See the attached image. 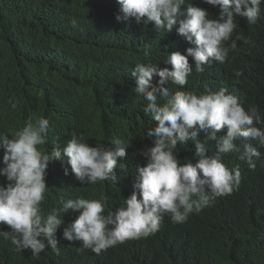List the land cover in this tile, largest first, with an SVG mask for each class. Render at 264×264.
<instances>
[{"label":"clouds","instance_id":"9594fccd","mask_svg":"<svg viewBox=\"0 0 264 264\" xmlns=\"http://www.w3.org/2000/svg\"><path fill=\"white\" fill-rule=\"evenodd\" d=\"M261 3L264 0H201L199 7L191 3L185 7L186 0H118V22L134 19L137 24L152 23L171 40L178 37L181 49L167 54L164 63L171 68L149 61L135 64L131 71L136 83L134 92L148 101L143 112L156 122L155 127L146 130L145 139L151 141V146L140 152L146 163L135 167L131 195L113 211L107 206V197L83 198L62 180L47 182L50 163L60 161L64 174H73L83 185L117 183L116 170L127 173L122 161L127 157L128 143L113 138V147L104 143L91 146L84 134L73 132L63 148L50 151L44 147L49 120L30 116L22 129L11 135L0 134V149L4 150L0 176L7 181L0 183V242L5 240L12 249L31 250L40 256L55 252L59 257L67 247L63 264H71L69 258L83 264L76 247L80 248L79 242L80 250L100 255L159 231L160 248L172 242L169 235L186 229L179 224L187 222L189 227L193 223L187 221L190 216L196 221L242 192L261 153L248 143L243 160L236 165L223 159V154L238 150V140L255 141L264 147V118L255 106L246 110L240 98L228 93L226 87L218 90L213 85L199 94L188 89L193 72L189 61L195 63L199 82L202 74L214 66L211 62H227L230 54L240 51L237 41L248 43L239 35L232 39L236 18L256 24ZM206 9L220 11L219 18H210ZM71 23L78 27L75 19ZM186 47L185 52L182 49ZM243 75L242 69L234 70L235 77ZM169 83L180 88L173 92L165 87ZM185 86L188 90L183 89ZM8 103L13 109L19 105L14 97ZM224 129L226 134L218 135ZM201 132L206 136L203 141L199 138ZM206 140L216 143L215 155L208 154ZM190 141L195 146L196 162L181 163L178 145L187 147ZM45 200L54 207L48 212L42 208Z\"/></svg>","mask_w":264,"mask_h":264},{"label":"trees","instance_id":"16d2710c","mask_svg":"<svg viewBox=\"0 0 264 264\" xmlns=\"http://www.w3.org/2000/svg\"><path fill=\"white\" fill-rule=\"evenodd\" d=\"M119 9L118 0H0V134L11 135L22 129L30 116H43L49 120L48 143L44 147L50 151L63 148L73 132L84 134L91 146L100 142L113 147L110 143L113 138L123 139L128 143L127 157L122 161L127 165V173L117 169V183L83 185L73 174H64L60 161L50 163L46 177L47 182L62 180L83 198L107 197V206L113 211L131 195L135 167L146 163L140 152L151 146V141L145 139L146 130L156 123L143 112L148 101L134 92L136 83L133 84L131 71L135 64L149 61L165 68L163 62L175 44L168 33H161L152 23L137 24L134 19L118 22ZM260 9V19L254 25L236 18L232 39L239 35L248 43L237 41L240 51L230 54L224 65L228 73L222 76L218 70L207 69L205 81L203 74L200 82L198 77L195 81L191 78L188 89L199 94L206 87L212 89L221 79V85L239 97L246 110L255 106L264 118V3ZM219 16L220 11L211 18ZM73 19L78 22L77 28L72 26ZM174 39L178 45V38ZM237 69H242L244 75L235 77ZM165 87L173 92L180 88L171 83ZM186 87L183 89L188 90ZM13 97L19 101L16 109L8 103ZM257 126L262 128L261 124ZM199 138L203 141L206 136L201 132ZM191 143L187 147L178 145V159L194 164L195 146ZM235 143L238 150L223 154V159L233 165L243 160L248 143L258 147L261 153L257 158L259 164L250 170L243 191L196 221L190 216L187 221L193 223L189 227L187 222L179 224L186 229L169 235L172 239L169 249L159 251L158 231L148 238L109 248L100 255L80 250L82 242H79L80 248L76 247L80 261L83 264H264V147L255 141ZM207 148L209 155L216 154L214 141L211 149ZM3 155L4 150L0 149V167H3ZM1 181L7 183L5 177ZM42 208L48 212L54 207L45 200ZM67 253L65 247L59 257L55 252L33 255L31 250L18 251L9 242H0V264H63ZM69 262L78 264L71 258Z\"/></svg>","mask_w":264,"mask_h":264},{"label":"water","instance_id":"95a60500","mask_svg":"<svg viewBox=\"0 0 264 264\" xmlns=\"http://www.w3.org/2000/svg\"><path fill=\"white\" fill-rule=\"evenodd\" d=\"M187 3H191L193 6H195V7H199L200 6V3H201V0H198V1H196V2H193L192 0H186V4H185V7L187 6ZM208 12H209V14H210V18L213 16V14H217V12H215V11H213V10H208V9H206ZM175 29V28H174ZM172 38V37H171ZM178 38V37H177ZM174 41H175V44L173 43L172 44V48H175V49H173L172 51L173 52H179V50H181L180 48H179V38H178V45H176L177 44V41H176V39H173ZM188 48L186 47L185 49H182V50H184L185 52H186V50H187ZM172 53V52H171ZM170 54V53H169ZM191 65H192V67H193V72H192V75H191V77L190 78H194V81L196 80V77H197V72L195 71V63H194V61L193 60H190V62H189ZM211 64H213L214 66H211V68H210V70H218L221 74H223L222 76H224V75H226L228 72H227V70H226V68L224 67V65L226 64V62L225 63H220V62H217V61H213V63L211 62ZM164 66L165 67H168V68H171V66L170 65H167V64H164ZM206 70V69H205ZM218 71H216V72H214V74L215 73H218ZM195 74V77H192L193 75ZM203 78H202V81L204 80L205 81V73H203ZM215 76V75H214ZM217 76V75H216ZM221 76V75H220ZM232 80H233V78L231 77L230 79H229V81L230 82H232ZM209 84V83H208ZM223 87V86H222ZM209 142V143H208ZM206 144H207V147H211V144H212V141L211 140H208L207 142H206ZM209 144V145H208ZM206 147V149L208 150V148ZM211 155V154H210ZM180 160V159H179ZM181 161V163H188V162H183V160H180ZM190 162V161H189ZM1 179H2V176H0V183L2 182L1 181Z\"/></svg>","mask_w":264,"mask_h":264},{"label":"bare ground","instance_id":"6f19581e","mask_svg":"<svg viewBox=\"0 0 264 264\" xmlns=\"http://www.w3.org/2000/svg\"><path fill=\"white\" fill-rule=\"evenodd\" d=\"M173 49V48H172ZM171 52H173L172 50H171ZM164 63V62H163ZM159 78L157 77V78H155V80H158ZM220 80L221 79H219V83L217 84V85H215L216 87H218V90L219 89H221L222 88V85H221V82H220ZM135 83V79L133 80V84ZM228 83V82H227ZM227 83H226V85H227ZM228 93H230V94H232L231 93V90H228ZM109 142V141H108ZM100 143V142H99ZM106 143V142H105ZM209 143V142H208ZM209 145V144H208ZM212 147H213V145H212ZM209 149H211V147L209 148ZM136 153V152H135ZM134 180H135V178H133ZM53 180H51V181H48L49 183H51ZM115 193H118V191H116ZM169 245L170 244H165V245H163V246H161L160 248H159V251L160 250H164V248H167V249H169Z\"/></svg>","mask_w":264,"mask_h":264}]
</instances>
